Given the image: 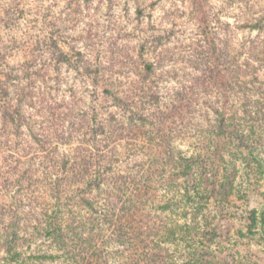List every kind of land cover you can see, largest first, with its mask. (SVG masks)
<instances>
[{"label": "trees", "instance_id": "1", "mask_svg": "<svg viewBox=\"0 0 264 264\" xmlns=\"http://www.w3.org/2000/svg\"><path fill=\"white\" fill-rule=\"evenodd\" d=\"M242 28L259 32L264 26L261 19ZM54 36L36 39L21 65L10 64L0 48V196L11 201L7 209L0 206V248L9 255L7 263L25 264L18 250L40 236L67 264H178L166 244L182 246L188 264H215L208 250L219 237L208 218L210 205L264 196V41H251L245 64L227 44L189 45L180 61L195 73L187 86L163 95L151 79L154 66L144 63L119 94L104 85L105 70L84 62L69 43L62 50ZM43 49L55 70L67 65L101 86L111 101V107L102 106L104 117L89 108L92 127L87 125L72 154L56 147L59 140L72 142L73 133L59 135L57 125L70 114L63 117L57 105L43 103L33 107L35 119L23 107L32 96L26 87L45 64ZM83 120L81 115L76 125ZM98 136L108 140L103 150ZM125 139L127 163L117 170L116 150ZM177 141L187 144L189 155L175 148ZM167 176L177 182L170 185L174 194L164 195L163 208L177 206L172 219L156 215L162 206L152 194ZM30 194L36 196L33 211L22 216ZM190 210L192 217L182 223L179 217L187 219ZM245 218L249 234L264 233V208L247 210Z\"/></svg>", "mask_w": 264, "mask_h": 264}, {"label": "rangeland", "instance_id": "2", "mask_svg": "<svg viewBox=\"0 0 264 264\" xmlns=\"http://www.w3.org/2000/svg\"><path fill=\"white\" fill-rule=\"evenodd\" d=\"M261 19L264 26V0H0V48L10 64L21 65L31 56L36 39L47 41L54 33L62 50L68 51L66 43H69L80 51L84 62L100 66L102 72L105 70L104 85L115 92L126 91L129 81L134 79L133 69L149 63L154 66L151 79L156 89L169 95L187 86L191 75L195 74L190 67L180 63L182 56L189 54V45L227 44L230 54L245 64L251 41H264V29L257 32L242 27ZM48 55L43 49L45 64L39 76H33L26 87L32 96L23 107L35 119L40 118L33 107L43 103L57 105L56 112L61 116L70 114L69 118H61L57 125L59 135L73 133L72 142L66 144L59 140L56 147L72 154L87 125L92 127L93 121L86 115L89 108L97 109L104 117L102 106L111 107V101L106 100L101 86H93L67 65H58L55 70ZM173 72L177 73L176 77ZM81 115L86 117L83 128L77 126ZM35 127L38 129L39 126ZM24 134L33 141L28 131L24 130ZM107 141L98 136V148L105 149ZM126 141L118 144L116 150L118 160L114 159L117 161L114 168L117 170L124 169L127 163ZM174 146L190 154L185 142L177 141ZM173 181L177 183L167 176L161 183L154 184L152 190L155 204L162 206L156 215L167 219L174 218L172 211L177 209V206L163 208L167 203L164 195L168 193L166 195L171 197L174 194L170 188ZM33 196L30 194L29 200L24 202L22 216L34 207L31 205ZM10 204L8 196H0V206L7 209ZM262 208L264 196L260 192L250 194L248 203L232 198L229 206L210 205L208 218L216 222L219 237L208 250L215 257V264H264V233L249 234L245 218L247 210L260 211ZM190 214L191 210L187 219L179 217V220L187 222L192 217ZM200 219L198 215L197 220ZM166 245L178 264H188L187 258L180 256L184 255L182 246ZM18 253L25 259V264H67L57 258L60 252L45 237L37 236L34 242L27 241ZM38 253L52 258L26 260ZM7 259L9 255L0 248V264H8ZM17 264L23 262L19 260Z\"/></svg>", "mask_w": 264, "mask_h": 264}]
</instances>
